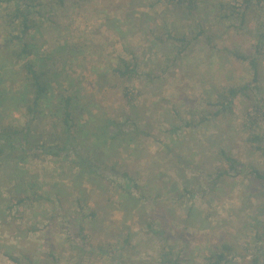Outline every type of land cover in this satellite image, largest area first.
<instances>
[{
	"label": "rangeland",
	"instance_id": "obj_1",
	"mask_svg": "<svg viewBox=\"0 0 264 264\" xmlns=\"http://www.w3.org/2000/svg\"><path fill=\"white\" fill-rule=\"evenodd\" d=\"M221 1L236 3L199 0L196 13L190 15L187 5L178 0H70L57 11L56 23L33 34L34 57L49 71L54 100L72 82L89 105L84 121L96 117L89 125L104 136L117 132L109 117L125 122L126 113L133 112L110 101L104 91L113 83L111 66L119 57L138 60L133 108L141 125L148 123L150 135L143 139L121 135L124 148L111 151L105 159L134 162V176L149 199L143 203L115 192L111 201L98 203L96 191L70 165L45 155L29 160L24 180L13 174L9 163L0 165V264H159L158 254L164 249L174 250L182 264H207L208 250L216 242L236 245L229 264H264V246L254 240V224L263 218L264 185L249 173L251 168L264 172V152L246 141V112L252 108L239 99L228 117L195 127L186 124L205 110L207 98L218 89L253 78L250 62L236 53L258 55L264 0H256L244 21L235 15L220 17ZM2 14L0 7V124H23L27 91L18 76L21 64L6 59V40L15 32ZM170 32L187 34L192 43L186 47L163 43L161 38L165 41ZM180 49L183 52L176 56ZM259 57L257 84L264 89V48ZM261 113L258 130L264 133ZM50 123L45 116L36 130L46 131ZM164 145L169 151L163 150ZM220 148L248 169L216 187L208 171L219 164ZM58 186L64 187L65 214L78 196L83 197L86 212L98 210L96 219L87 220V242L80 240L67 217L49 220L46 211L52 205L47 196L11 207V195L21 191L27 195L31 189L33 198ZM160 202L163 219L159 215L155 222L162 223L166 235H147L146 223L154 222ZM126 239L130 242L123 257L92 250L100 245L108 248L109 243L122 245Z\"/></svg>",
	"mask_w": 264,
	"mask_h": 264
},
{
	"label": "trees",
	"instance_id": "obj_2",
	"mask_svg": "<svg viewBox=\"0 0 264 264\" xmlns=\"http://www.w3.org/2000/svg\"><path fill=\"white\" fill-rule=\"evenodd\" d=\"M68 1L70 0H0V7L3 11L2 17L15 32L13 34L11 31L10 37L6 40V59L14 65L21 64L18 68V76L27 91L23 98L24 123L0 124V165L4 166L9 163L13 174L24 180L29 160L37 161L42 155L49 156L56 161L60 160L62 164L67 163L70 165L73 168L72 170L77 172L76 176L84 179L92 187V190L96 191L98 203L106 204L111 201L115 192L121 198L130 197L133 200L137 199L145 203L149 199V194L137 183L134 176L135 171L132 170L134 162H127L124 158L122 160L114 158L110 161L105 159L111 151L121 147L124 148V145L121 144V135L129 136L131 139H143V136L150 135L148 123L145 122L142 126V120L135 115L133 108H136L133 81L139 77L140 73L138 60L119 57L116 64L111 66L112 74L110 78L113 79V83L108 88L106 86L104 91L107 92L106 95L109 96L110 101L113 99L133 112L126 113L125 122L107 117L111 124L117 128V132L104 136L89 125V122L96 119V117L89 116L90 121H84V117L89 115L85 107H89V105L84 102L85 99L80 96V90L74 87L72 82H69L67 88H63L54 100V96L50 94L52 78L49 71L42 69L39 65V58L34 57L35 49H33L31 43L35 38L33 34L41 33L48 29L52 23H56L57 11L64 9ZM178 1L187 5L190 15L196 13L199 0ZM255 2L256 0H236V3L232 4L221 1L218 15L224 19L230 15H235L244 21L249 9ZM186 35L179 36L178 34L177 36L170 32L165 41L164 38H161V40L163 43L169 41L173 42L175 46L186 47V45L192 43ZM258 40L259 43L256 45L255 50L258 55L236 53L238 58L250 62L253 70L252 80L218 89L215 96L207 98L205 110L196 113L187 120L186 124L188 127H195L228 117L235 112L238 101L241 99L249 108H252V110L246 112L248 131L246 141L248 144L250 143L255 151L264 152V133L258 130L260 112H262L261 115L264 118V89L257 84L259 82V54H261V49L264 48V24ZM181 52H183V49H180L176 56ZM120 85H124L123 90L119 88ZM47 110L50 111L49 114H47ZM45 116L51 119V123L46 131L40 132L36 130V127L43 121ZM179 129L175 131L177 132ZM167 148H169L167 145L163 146V150L169 151ZM116 155L121 157L120 153ZM180 162L182 161L180 160ZM247 169L248 167L240 159L226 149L220 148L219 164L213 171H208V176L211 185L218 187L226 177L241 175ZM249 171L264 185V172L256 168H251ZM41 187L43 190L46 189V187ZM62 189L64 187L58 186L56 191L46 190L47 192H44V194L33 198L30 195L34 190L29 189L31 193L27 195L24 191H19V195L10 196L11 207L33 200L38 201L47 196V200L51 201L52 205L51 210L46 211L51 214L49 220L54 221L53 219L58 217H67L70 219L71 226L77 228L80 240L87 242L86 239L89 236L86 233L87 220L96 219L98 210L91 209L86 212L83 197L78 196L75 206L68 208L65 214L66 210L63 204L66 201L62 200ZM55 194L58 195L57 200H51ZM133 207L137 208L136 206ZM158 207L156 215L152 216L154 222L146 223L147 235L151 233L166 235V230L164 228L161 230L162 223L157 224L155 222V219H158L159 215L161 217L162 214L161 209L163 206L161 202ZM137 210L139 211L138 208ZM261 215H263L262 220L254 224V240L264 246V206L261 208ZM129 242L130 240L126 239L122 241V245L109 243L108 248L100 245L93 247L92 250L105 256L109 255L110 258L114 256L123 257L126 254ZM235 251H237V248L233 243L216 242L208 250L207 264H229L231 260L229 257ZM9 258L16 263L20 262V258L16 256L9 255ZM181 260L174 250L166 251L164 249L158 254L159 264H182Z\"/></svg>",
	"mask_w": 264,
	"mask_h": 264
}]
</instances>
